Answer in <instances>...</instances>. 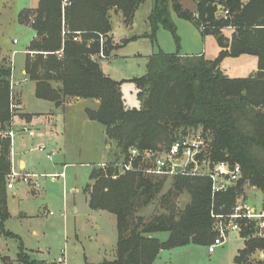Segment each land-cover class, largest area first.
I'll return each mask as SVG.
<instances>
[{
	"label": "trees",
	"instance_id": "1",
	"mask_svg": "<svg viewBox=\"0 0 264 264\" xmlns=\"http://www.w3.org/2000/svg\"><path fill=\"white\" fill-rule=\"evenodd\" d=\"M145 0H38L36 9L24 10L21 23H34L37 37L31 42L25 70L36 83L35 96L60 107L68 99L92 101L88 120L105 128L106 138L117 145V160H125L129 149H168L173 143L202 130L210 140L212 162L240 165L241 178L228 191L213 196L212 183L203 176H150L95 166L86 186L89 206L113 214L117 222V257L104 264H155L165 250L189 245L209 247L216 238L212 212L230 214L247 187L264 196V0H195L196 10L182 0H153L148 18L151 39L160 28L169 31L177 45L179 37L171 12L191 22L203 35L214 36L220 52L214 60L204 55L165 54L148 59L146 74L129 81L107 76L99 56V36H105L104 54L116 48L111 36L112 15L121 14L131 26ZM219 6L222 7L219 10ZM229 15L218 16L223 11ZM234 29L231 38L224 34ZM63 30L66 34L63 36ZM80 33L81 42L74 40ZM93 41L89 44V42ZM61 55V56H60ZM257 57L258 71L248 78L230 79L221 70L227 58ZM12 68L0 65V130L11 122ZM136 85L141 105L129 109L121 86ZM11 170L10 142L0 137V224L10 219L7 175ZM168 179H172L167 188ZM167 188V190H166ZM188 203L182 208L180 198ZM154 206L146 216L143 211ZM258 222L242 221L240 237L245 246L235 264H263L253 258L264 251V238L256 236ZM167 233L161 240L155 234ZM30 264L27 256L19 255ZM34 264V263H33Z\"/></svg>",
	"mask_w": 264,
	"mask_h": 264
},
{
	"label": "rangeland",
	"instance_id": "2",
	"mask_svg": "<svg viewBox=\"0 0 264 264\" xmlns=\"http://www.w3.org/2000/svg\"><path fill=\"white\" fill-rule=\"evenodd\" d=\"M194 3L195 0H183L185 8L194 9ZM152 5L153 0H145L130 27H126L121 14L112 15V38L120 47L114 57L102 61L101 66L107 75L119 82L145 75L148 59L160 52L185 56L205 49L207 59L214 60L218 56L220 47L216 38L203 37L191 22L180 19L173 11L171 15L177 27L179 46L172 34L163 28L158 30L155 40L151 39L148 18ZM34 6L36 0H0V50L4 58L0 65L13 67L16 82H22L25 78L22 71L29 56L25 52L34 37L30 27L33 18L26 24L21 23L22 17L19 16L23 9ZM14 40L17 44H14ZM15 51L17 53L14 55ZM253 62L251 56L228 58L221 69L230 79L248 78L257 69ZM121 92L127 108L140 107L135 84L123 83ZM15 95L18 103L23 100L26 113L38 116L54 109L51 102L35 96V84L30 80L16 87ZM68 101L72 107L63 108L66 115L59 122L66 125L58 128V139L46 141L44 138L41 141L39 137L32 139L26 134L16 137L17 150L26 151L23 157L31 162L29 170L33 174L46 176L64 172L65 179L52 181L41 177L38 194H33L32 188L22 182L15 183L14 189L8 190L11 217L4 223L3 230L0 224V264H26L19 260L22 253L29 258L30 264H51L64 253L68 264H104L117 257L116 217L105 211L92 210L89 195L85 193L86 186L91 184L92 169L102 162L113 161L118 152L117 145L107 141L105 128L101 124L88 121L86 110L96 108L94 102ZM19 111L17 117L20 116ZM57 125L58 121H54L53 126ZM36 132L39 133V130ZM197 135L202 136L201 129L189 132V136ZM206 141L210 145V140ZM40 142L47 147L46 151L38 150ZM109 144L111 147L107 148ZM158 148L160 152L165 149L162 146ZM53 150L57 154L49 159L47 156ZM65 163L74 165L63 169ZM171 182L172 179H168L167 188ZM75 189L80 192H72ZM25 191L28 195H24ZM14 192L18 193L17 196L13 195ZM188 201L189 197L183 195L179 201L180 207L183 208ZM245 202L255 212L264 210V196L258 189L249 188ZM154 208H147L143 214L149 216ZM154 236L161 240L168 238L167 233ZM244 246L245 242L240 236L235 240L227 239L214 253H209L208 247L189 245L162 251L155 264H235V258ZM253 258L264 262V252H257Z\"/></svg>",
	"mask_w": 264,
	"mask_h": 264
},
{
	"label": "built area",
	"instance_id": "3",
	"mask_svg": "<svg viewBox=\"0 0 264 264\" xmlns=\"http://www.w3.org/2000/svg\"><path fill=\"white\" fill-rule=\"evenodd\" d=\"M67 5H69V0H63V12ZM219 15L226 17L229 15V11H223L218 14V16ZM32 23H34L33 20ZM65 34L66 32L63 31V36H65ZM74 40L81 42L79 32L76 33ZM92 42L93 41L89 42V44ZM14 43L17 44V41L14 40ZM99 43L101 46L99 56L101 59H106L107 56L104 54V35L99 36ZM16 53L17 52H14V55ZM25 81L26 79L23 82ZM16 86H18V83H14L11 80L10 111L12 118L10 126L4 131L0 130V137L8 139L10 142L11 170L7 175V189L13 190L15 183L22 182L28 186H33L35 190H38L40 189L39 179L41 177H43L42 179L50 178L52 181L58 178L64 180L65 174L40 176L37 174H26L18 168L14 151L17 135L26 134L33 138L37 136V132L33 130L29 124H17V113L21 107L17 102L15 95ZM46 148L45 145H40L38 150L44 152L46 151ZM56 154L57 152L53 150L47 157L52 159ZM210 155V145L204 137L199 135L187 136L184 139L176 141L168 149H164L162 152L158 149L140 150L133 147L129 149L125 160L114 159L110 162H102L98 164V167L103 169L108 167L114 168L116 170V173H114L112 177L114 179L128 172L143 173L150 176L160 177H170L178 174L186 176H205L210 179L212 183V193L213 196H215L216 194L226 192L233 187L241 178L242 169L238 164L232 165L228 162H212ZM178 168H180V172L176 171ZM212 218L215 221V231L217 235L213 243L208 247L209 253H214L216 248L224 245L227 239L232 240L233 234H236V236L239 237L242 232V221L244 220L258 222L256 236L264 238V210L261 212L253 211L243 199L238 201L230 214H216L212 212ZM51 264H68L66 254L64 253L57 261Z\"/></svg>",
	"mask_w": 264,
	"mask_h": 264
},
{
	"label": "crops",
	"instance_id": "4",
	"mask_svg": "<svg viewBox=\"0 0 264 264\" xmlns=\"http://www.w3.org/2000/svg\"><path fill=\"white\" fill-rule=\"evenodd\" d=\"M249 0H243V3H247ZM182 6L184 7V4H183V0H182ZM37 4H38V0H36V6H34V7H29V8H25V9H23V10H29V9H31V10H34V9H36V7H37ZM196 2L193 4V8L194 9H189V8H185V9H188V10H190V11H195L196 10ZM22 10V11H23ZM137 13V12H136ZM136 15V14H135ZM33 20V19H32ZM134 22V21H133ZM133 25V24H132ZM131 25V26H132ZM31 27V26H30ZM126 27H130V26H127L126 25ZM34 31V30H33ZM63 31H65V30H63ZM225 31V35L228 37V38H231V36H232V34L234 33V29H232V28H227V29H225L224 30ZM111 36H113V32H112V34H111ZM37 37V34H36V32L34 31V37H33V39H32V41L35 39ZM114 37V36H113ZM31 41V42H32ZM113 43H114V46L116 47L113 51H112V53H111V55H110V57H107L106 59H102V61H105V60H110L112 57H114V54H115V52L119 49V47H120V45L116 42V40H115V38L113 39ZM15 44V43H14ZM31 44V43H30ZM30 44H29V46H30ZM16 52V51H15ZM220 52V51H219ZM26 55L27 54H29L30 52L28 51V49L26 50ZM14 54V53H13ZM30 54H32V53H30ZM219 54V53H218ZM191 56L192 55H204L205 57H206V54H205V49H202L201 51H197V52H195V53H192V54H190ZM243 56H249V55H242V56H240V57H238V58H234V59H240L241 57H243ZM251 57H253L254 58V62H253V64H254V66L257 68L256 69V71H254L251 75H253V74H255L257 71H258V66H259V60H258V58L257 57H254V56H251ZM228 59V58H227ZM227 59H225L224 61H223V63L221 64V66L225 63V61L227 60ZM4 60V58H2V53H1V56H0V63H1V61H3ZM101 61V62H102ZM25 64H26V61H25ZM102 69H103V67H102ZM222 70V69H221ZM103 71H104V73L106 74V72H105V70L103 69ZM224 73V72H223ZM22 74L25 76V78L22 80V82L20 83V82H16L15 80H14V76H13V74H12V78H11V80L14 82V83H18V86L20 85V84H22V83H27L30 79H29V77L27 76V74H26V70H25V67H24V69H23V71H22ZM107 75V74H106ZM250 75V76H251ZM107 76H109L110 78H112L111 77V75H107ZM247 78V77H246ZM26 79V81L25 82H23L24 80ZM113 80H115V81H119L118 79H115V78H112ZM31 81V80H30ZM33 82V81H32ZM34 84H35V92H36V83L34 82ZM18 86H16V87H18ZM16 87H15V89H16ZM74 100H76V101H78L77 103H86L87 102V100H81V99H74ZM47 102H49V101H47ZM20 104V107H21V109H20V111H19V117H17V124L18 125H22V124H29L30 125V127L33 129V130H35V131H37V130H39V133H37V136L36 137H39V139H41V141H43V139L44 138H46L47 140L46 141H49V140H51L52 138H59V136H58V128L59 127H61V128H64L65 127V123H62V122H59V121H62V119L63 118H65V111H63V108L64 107H72V104L71 103H69V101L68 102H66L65 104H63L62 106H60V107H58V106H56L54 103H52L51 102V104L52 105H54V109L53 110H51L50 112H47V113H44V115H36V114H34V113H26V110H25V106H24V103H23V100L21 99V102L19 103ZM47 114H50V115H47ZM54 121H58V125H57V127H54L53 126V123H54ZM89 121V120H88ZM23 135L24 134H18L17 135V137H23ZM36 137H33L32 139H34V138H36ZM31 138V137H30ZM40 145H44L42 142H40L39 143V145H38V147L40 146ZM15 146H16V142H15ZM109 147H111V145L109 144V146L107 145V148H109ZM32 149H30V151H31ZM15 151V159H16V162H17V166H18V168L22 171V172H24V173H26V174H33L32 173V171H30L29 170V167H31L30 165H31V162L29 163V161L26 159V158H24L23 156H25L27 153H26V151H20L19 149L17 150V146H16V149L14 150ZM74 164H72V163H65L64 164V166H63V169H65L66 167H68V166H73ZM62 173H64V172H62ZM62 173H60V174H62ZM64 186H65V181H64ZM29 187H31L32 189V192H33V194H38V190H33L34 188H33V186H29ZM40 188H41V186H40ZM249 188H252V189H254V190H256V188H254V187H247L246 188V190H245V197H244V202H245V200H246V197H247V190L249 189ZM31 192V193H32ZM72 192H75V193H79L80 192V190L79 189H75L74 191H72ZM17 192H14L13 193V195L14 196H17ZM24 195H28V192H26L25 191V193H24ZM9 197V196H8ZM246 203V202H245ZM8 207H9V200H8ZM9 211H10V209H9ZM76 212H77V210H75ZM238 238V237H237ZM236 238V239H237ZM235 240V239H234Z\"/></svg>",
	"mask_w": 264,
	"mask_h": 264
},
{
	"label": "water",
	"instance_id": "5",
	"mask_svg": "<svg viewBox=\"0 0 264 264\" xmlns=\"http://www.w3.org/2000/svg\"><path fill=\"white\" fill-rule=\"evenodd\" d=\"M219 9L221 10L222 7L219 6ZM0 56H1V50H0ZM176 171H177V172H180V168L176 169ZM236 237H237L236 234H233V236H232V240L236 239Z\"/></svg>",
	"mask_w": 264,
	"mask_h": 264
}]
</instances>
